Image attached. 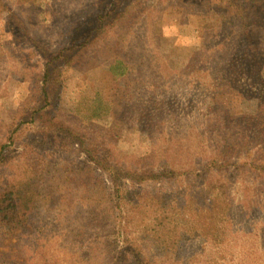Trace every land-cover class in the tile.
Here are the masks:
<instances>
[{
    "label": "trees",
    "instance_id": "16d2710c",
    "mask_svg": "<svg viewBox=\"0 0 264 264\" xmlns=\"http://www.w3.org/2000/svg\"><path fill=\"white\" fill-rule=\"evenodd\" d=\"M133 1L130 5L138 0ZM143 1L153 7L149 0ZM11 3L0 0L4 18L10 23L13 17L17 26L9 41L15 55L10 50L9 54L25 68L27 40L38 51L42 47V54L50 48L31 37ZM178 3L191 15L219 18L213 23L218 33H210L207 41L202 39L191 49V66L182 75L186 77L192 68L189 78L204 95L205 112L177 116L175 110L182 103L173 98L171 106V97L152 84L143 110L159 130L153 136L158 148L134 161L111 159L108 151L103 154L85 145L77 131L58 118L67 67L50 68L49 63L43 75L44 105L37 115L39 130L24 138L21 150L10 157L3 155L5 145L0 143V158L7 161L0 163V246L6 248L0 250V264H35L31 259L37 253L42 264H53L38 239L45 225L58 234L66 264H231L232 241L240 230L264 233V108L250 111L244 95L239 102L231 98L246 83L264 81V53L253 36L255 29L239 34L231 29L234 21L244 28L253 24L264 0ZM136 14L124 10L116 17L125 28L122 41L130 48L138 38L127 39L134 34ZM107 32L102 29L88 42L109 43L104 38ZM259 37L264 39V33ZM50 47L57 48L59 58L65 57L62 41L50 39ZM119 55L106 64L108 73L126 81L136 71ZM73 60L69 57L66 65ZM224 87L229 93L222 91ZM93 100L86 112L76 104L77 119L99 120L113 113L116 103L109 94L97 89ZM198 143L204 145V155ZM70 148L84 156L76 167L75 157L74 164L65 158L74 156ZM82 173L90 176L94 196L75 199L69 190Z\"/></svg>",
    "mask_w": 264,
    "mask_h": 264
},
{
    "label": "rangeland",
    "instance_id": "374dc122",
    "mask_svg": "<svg viewBox=\"0 0 264 264\" xmlns=\"http://www.w3.org/2000/svg\"><path fill=\"white\" fill-rule=\"evenodd\" d=\"M8 1L12 2L11 6L21 17V25L27 28L33 39H38L40 46H48L50 52L44 51L46 54H42V47L38 51L32 40H27L26 47L29 49L23 53L25 68L21 67L20 62L11 59L9 50L12 55H15V50L9 41L13 29L14 32L17 31V26L13 17L10 23L7 22L8 19L4 18L5 12L0 10V143L5 145L4 156L10 157L19 152L24 138L36 134L39 130L37 115L40 107L44 105L43 75L49 63L50 68L52 65L67 67V80L57 105L58 118L68 129L76 130L85 145L90 144L103 154L108 151L111 153V156H108L111 159L115 157L119 161H134L142 154L158 148L159 143L153 136L159 130L154 120L148 121L150 115H144L143 110V106L150 99L146 96L152 84L156 86L157 92H163L166 98L171 97V106L173 98L182 103L178 105L179 110H175L177 116L181 114L184 117H196L205 112L204 95L198 94L189 78L192 68L186 77L182 78V75L191 66V49L197 46L200 40L207 41L210 33H218L213 28V23H218L215 20L218 17L191 15L179 6V0H149L154 7L152 11L150 10L153 7L149 9V5L143 0L136 1L134 5H130L133 0ZM15 2L20 3L15 5ZM261 5L263 10L257 11L259 15L253 24L248 23L244 28L234 21L231 29L239 34L243 29L254 28L253 36L258 39L259 51L264 53V39L259 37L264 33V3ZM133 6H136V9ZM124 10L131 14L137 11L136 16L138 15L131 28L134 34L131 32L127 38L130 39L134 35L138 37L133 48L122 41L124 32L121 31V18L116 20ZM140 11H143V14H139ZM211 27L213 29H210ZM104 28L108 29L104 38L110 41L109 43H96L98 40L88 42ZM110 28L116 31H110ZM221 34L223 35V32ZM50 39L63 42L60 49H63L65 57L60 55L59 58V55H56L57 48L50 47ZM254 41L256 43V38ZM118 54L121 58L128 59L129 65L136 71L126 81L124 78H111L108 73L106 64ZM156 54L161 58V62L156 60ZM71 56L74 60L66 65ZM91 67L93 68L90 69ZM97 89H100L101 94H109L113 103H116L113 113L99 120L77 119L74 107L80 103L83 112L89 111L94 104L93 98ZM228 89L224 87L222 91L229 93ZM242 95L247 98L246 106L250 111L263 109L264 81L246 83L242 92L231 98L235 100ZM224 97H228L227 94ZM239 99L235 101L239 102ZM168 127L164 131H168ZM197 148L204 155V145L199 144ZM70 149L74 156L61 157L64 156L71 163L75 157L76 167L77 161H83L84 156L80 149ZM182 155H186V152ZM3 162L7 161L0 158V163ZM82 174L80 179L71 183L72 188L69 190L71 197L75 199L94 196L95 188L90 176ZM236 236L231 246L234 256L231 264H264V233L257 230H240ZM38 239L48 260H52L53 264H66L58 234L52 228L43 226ZM1 249L6 248L0 246ZM31 261L35 264L43 263L39 253L32 256Z\"/></svg>",
    "mask_w": 264,
    "mask_h": 264
}]
</instances>
